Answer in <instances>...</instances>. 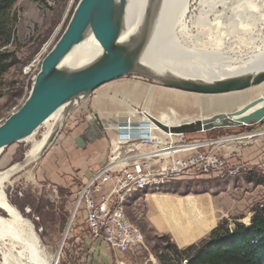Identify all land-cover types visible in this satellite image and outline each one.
<instances>
[{"label":"rangeland","instance_id":"obj_1","mask_svg":"<svg viewBox=\"0 0 264 264\" xmlns=\"http://www.w3.org/2000/svg\"><path fill=\"white\" fill-rule=\"evenodd\" d=\"M77 2L78 0H17L11 7L8 17L13 39L6 46V51L15 56L16 63L3 75L0 123L21 106L28 96L42 57L65 29ZM238 16L248 18L243 17L233 27L222 24L215 35L208 37L202 34L196 46L208 48L218 42L221 51L235 54L237 58L242 57L244 60L248 55L263 50L264 0H257L256 4L253 3L247 9H240ZM38 59L39 63L35 61ZM263 94L264 81L245 90L225 94H200L168 88L133 74L106 82L79 102L63 108L59 119H49L30 136L7 145L0 152V172H4L16 166L15 163L30 157L28 152L31 144L42 138L48 126L51 125L54 130L64 120L51 146L39 158L31 160L21 170L14 171L5 182L4 192L8 202L33 224L47 256H58L57 264H111L110 259L115 260L116 255L111 254L103 242L88 235L82 206H78L71 219L78 190L91 171L106 157L109 138L116 136L110 129L119 125L122 118L134 114L131 106H140L162 123L172 125L199 119L201 116L210 119L217 114H222L220 120L225 119L224 115L235 111L233 108L225 112H212L231 107L237 102L242 104L238 108L240 109ZM256 125L258 123L252 124L251 128L255 129ZM225 129L229 134L243 132L238 126H217L213 130L186 133L183 140L220 137ZM258 131L263 132L251 138H238L234 140V144L219 145L218 151L223 155L229 154L230 163L237 156L245 163V169L236 176L180 178L158 191L179 195L211 191L215 204L221 209L218 211L217 224L226 221L229 229H233L235 221L249 224L252 209L264 205V128ZM255 142L263 152L262 163L258 164L251 163L247 157L245 161L240 156L243 155V152L240 154L243 147H249ZM231 146L234 151L229 150ZM145 192L157 191L146 190L136 195L126 209L128 219L135 222L143 234L142 242L134 249L117 255V259L121 258L122 264H187L185 255H176L171 249L164 248L167 242L162 241L161 237L167 236L169 243H174L171 235L163 228L150 226V221L147 224L143 207L135 209L134 200ZM163 195L155 196L157 198L153 204L157 208L173 206L174 198ZM194 202L201 210L209 206V202L201 198L181 203L184 207L183 214L191 211ZM0 216L8 218L1 208ZM175 245L180 250L185 247Z\"/></svg>","mask_w":264,"mask_h":264},{"label":"bare ground","instance_id":"obj_2","mask_svg":"<svg viewBox=\"0 0 264 264\" xmlns=\"http://www.w3.org/2000/svg\"><path fill=\"white\" fill-rule=\"evenodd\" d=\"M125 1V23L120 32L118 41L120 43L128 42L129 39L140 32L141 28L144 26V23H148V26H150L149 35L147 36V42L145 44L143 52L139 56L138 61L139 64L149 68L154 72L166 76L187 78L193 81L217 82L235 75L254 74L264 68V49L248 55V57L244 60V58L242 57L237 58L235 54L233 55L221 51V45L218 42H215L216 44H213L208 48H200L196 46L197 42L201 39L202 34H206L208 37L212 34L215 35V31L217 29L219 31L222 24H226L225 26L228 25L233 27L235 23L242 20L246 15L245 14L243 17L238 16L239 10L242 8H249L253 3L256 4L257 0ZM246 17L248 18V16ZM101 51L102 49L100 44L91 36L90 33H87L85 38L79 44L73 46L70 51L62 58L60 65L70 69L80 68L100 55ZM262 104H264V101L258 104L257 107ZM63 108L64 106L57 109L43 123H47L49 119H59ZM235 117H230V121L232 122L229 123L232 124L224 127L242 126L243 129L247 130L246 132L255 133L254 136H257L258 134H261V132H263L250 130V128L252 124L260 123L264 117L258 122L250 121L246 124L234 125V121L237 119ZM155 119L156 118H154V120ZM205 119V117H201L199 119H193L191 121H182L179 124L175 125L166 123L164 126H166L167 129H163L160 126L159 127L164 132L180 133L181 136L178 138L183 139L186 133L196 131H191L192 128H181L180 130L175 132L172 131L171 127H181L186 124H193L198 121L200 127L197 131H208L203 129V126H201L203 123L205 124L209 122L208 119ZM156 120L161 122L158 119ZM63 121L64 120L62 119V121L59 122L58 126L54 130L53 127L51 128V125L48 126L42 138L39 141L33 142L31 144L28 152V155L30 157H28V159H22L25 162V166H27L31 162V160H34L36 157H40V155L42 154V149L46 145H48L50 136H53L54 133L60 130L63 125ZM124 124L125 122H121L118 126ZM213 128L215 129V127ZM110 130L115 133V135L117 134L116 128L112 127ZM114 137L115 136H113V138ZM55 139L56 137L52 142H54ZM51 144L49 146H51ZM229 150L234 151V147L231 146ZM102 162L96 167V169L93 170L94 172H97L100 169ZM18 163L19 162L15 163L16 166L7 169L4 172H0V208L5 211L7 217L9 218L8 219L6 217L0 216V263L57 264L58 256H47L44 247L40 244L38 236L35 233L33 224L27 218H24L15 206L11 205L8 202V199L4 192V184L5 182H7L10 175L14 171H19L22 169V167H19ZM191 170L192 171L190 172V175H194L192 178H195L200 172L198 166H192ZM93 171H91V173ZM198 177L205 176L198 175ZM178 178L183 179L187 177ZM146 190L150 189H142L135 195L129 196V202L123 206V214L127 219L128 217L126 215V209L128 205L131 201H133L136 195ZM190 210L191 211L189 213L192 215V218L189 217L188 219L191 222L197 221V219L203 212V209L201 210L198 204L195 202L191 206ZM73 216L74 213L72 212L71 219L73 218ZM181 226L182 227L176 226V228L183 230H189L190 228H192L185 224H181ZM106 248L110 250L108 247ZM111 254L117 255L118 252H112ZM119 263H123L121 258H116L115 260L113 259L111 261V264Z\"/></svg>","mask_w":264,"mask_h":264},{"label":"water","instance_id":"obj_3","mask_svg":"<svg viewBox=\"0 0 264 264\" xmlns=\"http://www.w3.org/2000/svg\"><path fill=\"white\" fill-rule=\"evenodd\" d=\"M125 12V0H78L65 29L42 57L28 96L21 106L0 123L1 151L7 145L31 135L60 107L65 108L69 104L79 102L102 84L124 75H139L162 86L202 94L236 92L264 81V68L254 74L235 75L217 82L193 81L154 72L138 61L149 35L148 23H144L140 32L128 42L118 41L125 23ZM87 33L100 44L102 49L100 55L80 68L70 69L61 66L62 58L73 46L79 44ZM263 101L264 95L259 96L233 113L224 115L225 119H219L222 114L213 115L208 119L210 120L208 123L201 126L205 130L227 126L232 124L229 123L232 122L229 117L231 115L237 118L234 125L258 122L264 117V104L259 107L257 105ZM155 123L167 129L157 120ZM199 127L196 121L171 129L175 132L181 128H192L191 131H197ZM58 132L59 130L50 136L48 145L42 149V154L53 143ZM18 165L23 168L25 162L21 160Z\"/></svg>","mask_w":264,"mask_h":264},{"label":"built area","instance_id":"obj_4","mask_svg":"<svg viewBox=\"0 0 264 264\" xmlns=\"http://www.w3.org/2000/svg\"><path fill=\"white\" fill-rule=\"evenodd\" d=\"M35 61L39 63V59ZM132 108L134 114L122 118L124 125L113 126L117 136L109 138L107 156L100 169L86 177L73 210L82 206L88 235L117 255L140 245L143 239L139 228L123 214L130 195L142 189L159 190L178 177L192 178V166L199 167V176H235L245 169V163L239 156L230 163L229 154L218 151L219 145L255 135L226 132L215 138L183 140L178 138L180 133L162 131L146 109Z\"/></svg>","mask_w":264,"mask_h":264},{"label":"trees","instance_id":"obj_5","mask_svg":"<svg viewBox=\"0 0 264 264\" xmlns=\"http://www.w3.org/2000/svg\"><path fill=\"white\" fill-rule=\"evenodd\" d=\"M16 1L0 0V96L3 75L16 63L15 56L6 51L13 39L8 15ZM161 240L167 242L165 249L185 255L187 264H264V205L252 209L249 224L235 221L233 229H229L226 221L219 222L207 236L181 250L169 243L167 236Z\"/></svg>","mask_w":264,"mask_h":264},{"label":"crops","instance_id":"obj_6","mask_svg":"<svg viewBox=\"0 0 264 264\" xmlns=\"http://www.w3.org/2000/svg\"><path fill=\"white\" fill-rule=\"evenodd\" d=\"M234 104L235 105L228 107V108H224L223 110L212 112V114L218 113V112H225V111H228V109L230 108H233V110H236L240 106H242V104L238 102ZM130 108H132V106ZM261 128H264V118L260 123H258V125L255 126V129L250 128V130L258 131V129H261ZM239 129L242 130L243 129L242 126L239 127ZM232 130H234V128H232ZM223 131L224 133H226L227 129ZM246 131L247 130L243 129V132H246ZM242 152H243V155L241 154ZM240 154H241L240 156L245 161L247 157L251 163H257V164L262 163V158L264 155L261 148H259V144H256V142L255 144H252L249 147L248 146L243 147V149L240 150ZM233 159L234 158H232L231 160ZM159 194H164L163 196L171 195L169 197L174 198V205L167 207V208H157V206L153 204V201L157 198V197L155 198V196L157 195L159 196ZM198 198H201L202 200H207L209 202V206L203 209V212L201 213L197 221L191 222L188 218L189 217L192 218V215L190 213L183 214L182 210L184 207L181 206V203L197 201ZM144 202H145V205H144ZM133 205L135 206V209H138L137 207H141V208L143 207L145 209L144 219L147 221V224H149L148 221H150L151 223L150 226H153L159 229L163 228L165 232H168L171 235L173 242L177 244L179 247H184L191 243H194L195 241L201 239L206 234H208L211 231V229H213L215 225L217 224V221L219 219L218 211L221 210L217 207V204H215V198L212 195L211 191H204V192H200L196 194L187 193L184 195H179L177 193L175 194L162 193L159 191H157L156 193L145 192L140 198H137V200H134ZM181 224L188 225L192 228H190L189 230L188 229L186 230L177 229L176 226L182 227ZM112 260L113 259H110V262Z\"/></svg>","mask_w":264,"mask_h":264}]
</instances>
